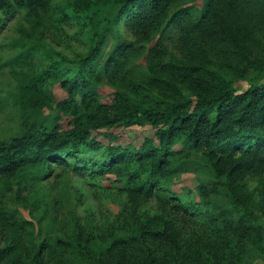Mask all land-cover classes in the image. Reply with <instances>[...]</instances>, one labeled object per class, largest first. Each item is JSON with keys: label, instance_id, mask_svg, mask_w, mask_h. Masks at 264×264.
I'll list each match as a JSON object with an SVG mask.
<instances>
[{"label": "trees", "instance_id": "16d2710c", "mask_svg": "<svg viewBox=\"0 0 264 264\" xmlns=\"http://www.w3.org/2000/svg\"><path fill=\"white\" fill-rule=\"evenodd\" d=\"M192 1L64 0L60 15L90 33L89 51L72 66L62 57L22 75L12 97L22 130L0 141V180L21 173L47 178L68 167L94 177L112 174L124 179L128 203L136 211L153 194L164 195L173 174L199 167L212 171V179L197 187L198 200L171 193L164 214L150 228L90 257L87 242L80 246L79 259H58L55 253L59 263L247 264L245 256L256 247L252 240L263 238L255 209L264 212V203L251 197L244 180L264 175V0H202L201 7L189 5ZM48 2L0 0V27L23 9L28 19H41ZM170 27L191 42L188 58L183 64L166 61L162 44L152 46L146 58L159 69L183 67L190 94L176 100L154 94L146 106L118 91L114 105L104 103L100 86L123 79L140 49L139 39L162 37ZM123 28L136 43L122 35ZM109 38L113 46L106 53ZM32 50L27 47L16 58ZM212 60L217 70L211 69ZM236 80L250 86L239 92ZM51 83H58L66 96L58 98ZM133 125L152 126L157 142L115 144L117 135L109 130ZM26 225L27 220L0 211L5 236L0 264H44L45 243L32 247Z\"/></svg>", "mask_w": 264, "mask_h": 264}, {"label": "rangeland", "instance_id": "374dc122", "mask_svg": "<svg viewBox=\"0 0 264 264\" xmlns=\"http://www.w3.org/2000/svg\"><path fill=\"white\" fill-rule=\"evenodd\" d=\"M63 2L49 0L40 21L33 17L28 19L27 11L23 9L7 17L0 27V141L22 130L23 119L12 98L22 75L42 71L62 57L67 66H72L90 49V33L76 21L67 24V18L60 15ZM187 4L185 1L181 6ZM190 4L201 7L202 0H193ZM120 31L127 39L137 42L136 37L124 28ZM138 43L141 44L140 49L133 56L123 79L117 84L100 86L102 101L114 105L118 91L129 93L134 100L146 106L150 97L155 98L154 94L174 100L189 95L191 89L183 67L164 65L159 69L149 62L146 55L152 46L162 44L168 51L166 61L175 59L183 64L189 56L191 42L183 40L182 34L170 27L162 37L152 34L149 41L139 39ZM112 46L113 39L109 38L104 51L107 53ZM27 47L33 50L16 58ZM210 65L212 70L218 69L213 60ZM233 86L240 92L250 83L236 80ZM51 89L58 98L66 96L58 83H51ZM61 124L68 127L66 120ZM109 132L117 135L115 144L122 146H139L146 138L155 139L150 125H133ZM91 154L97 155V152ZM211 179L212 171L207 167L177 172L166 182L162 191L164 195L153 194L134 211L123 189L124 179L115 180L112 174L94 177L87 173L78 174L70 167L57 168L47 178L41 179L21 173L19 177L0 180V211L12 212L17 218L27 220L29 244L38 248L45 243L44 264H71L69 261L59 263L54 258L55 253L58 259H79L83 257L79 252L80 246L87 242L91 252L86 256L97 255L112 242L136 234L140 229L150 228L157 217L164 214L163 205L169 194L176 193L185 201L198 200V185ZM244 182L251 197L264 203V175L251 174ZM255 213L263 229V238L252 240L256 247L253 254L246 255L245 259L247 264H264V212L255 209ZM4 245L5 236L0 227V248ZM82 264L91 262L85 259Z\"/></svg>", "mask_w": 264, "mask_h": 264}]
</instances>
